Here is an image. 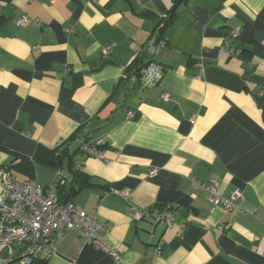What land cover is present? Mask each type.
Listing matches in <instances>:
<instances>
[{
    "label": "crops",
    "instance_id": "1",
    "mask_svg": "<svg viewBox=\"0 0 264 264\" xmlns=\"http://www.w3.org/2000/svg\"><path fill=\"white\" fill-rule=\"evenodd\" d=\"M175 2L0 1V167L47 188L57 169L38 149L74 152L71 200L110 228L125 264H264V0H182L161 31ZM23 16L35 23L18 26ZM162 37L161 82L124 78L149 60L136 48ZM213 181L243 192L236 209L209 201ZM112 190L131 197H104ZM154 210H172L173 225ZM40 259L115 264L76 228Z\"/></svg>",
    "mask_w": 264,
    "mask_h": 264
},
{
    "label": "built area",
    "instance_id": "2",
    "mask_svg": "<svg viewBox=\"0 0 264 264\" xmlns=\"http://www.w3.org/2000/svg\"><path fill=\"white\" fill-rule=\"evenodd\" d=\"M16 23L20 27H28L35 23L27 16L19 17ZM238 36V32L234 33ZM168 37L150 39L144 45L136 48V55L143 51L148 52L149 60L141 67L139 73L127 72L128 77L137 86L142 88L155 87L163 79L166 67L156 61V57L168 45ZM109 51L103 52L108 58ZM167 98L168 95H165ZM134 111L128 113V117L136 118ZM194 123V121H192ZM80 149L89 156L103 158V154L85 139L78 140ZM157 170H152L155 173ZM71 176L63 169L56 171L53 183L47 188L40 187L37 182H22L18 176L7 167H0V264H31L40 258L46 251H53L56 239L71 228L83 231L86 235V243L104 251L115 264H125L118 247L108 238L110 228L100 220L88 215L73 201L63 203L60 201V185H65ZM207 197L215 205H221L226 211L236 209L238 201L242 199L243 192L235 190L226 197L221 192V185L213 181L204 186ZM116 195L125 200L130 199L129 190H112L105 195ZM145 211L134 212L135 220L144 219ZM159 221L169 228L173 225L174 214L172 210L155 213ZM230 225L224 226L223 230H229ZM164 247L161 240L155 247L160 254Z\"/></svg>",
    "mask_w": 264,
    "mask_h": 264
},
{
    "label": "trees",
    "instance_id": "3",
    "mask_svg": "<svg viewBox=\"0 0 264 264\" xmlns=\"http://www.w3.org/2000/svg\"><path fill=\"white\" fill-rule=\"evenodd\" d=\"M0 1H5V0H0ZM182 0H176L174 6L172 7L171 13H169L168 15H166L162 21H161V31L165 30L166 27H168L169 25L172 24V22L175 21L176 16L174 14V10L175 8L178 6V4L181 2ZM141 70V67H137L136 72L135 73H139ZM129 74V73H128ZM131 74V73H130ZM88 141V140H86ZM89 142V141H88ZM90 143V142H89ZM79 150H81L79 148ZM78 151V150H77ZM82 151V150H81ZM58 150L54 151V150H49V149H45V148H39L36 154V159L40 162H44L47 163L49 160H52L54 163L55 168L58 169H63L65 167V161H68V165L67 167L71 170V164H72V160L75 156L74 152H70V150L68 148L62 150L61 152H58ZM71 176V180L74 181V183L78 180L79 177H81L82 175L79 174L76 170H73L72 174H69ZM56 176V175H55ZM59 189V195H60V201L63 203H67L72 201L71 197L77 193L78 189L74 188V185L67 190L65 185H60L58 187ZM160 211V210H159ZM159 211H150L149 213L154 214L157 212L158 214L161 213ZM156 217V216H155ZM157 218H159V215L157 216ZM31 264H45V260H41L40 258L34 260Z\"/></svg>",
    "mask_w": 264,
    "mask_h": 264
}]
</instances>
